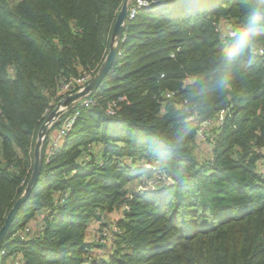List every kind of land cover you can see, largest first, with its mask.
<instances>
[{
  "label": "trees",
  "instance_id": "obj_1",
  "mask_svg": "<svg viewBox=\"0 0 264 264\" xmlns=\"http://www.w3.org/2000/svg\"><path fill=\"white\" fill-rule=\"evenodd\" d=\"M146 1L95 104L60 116L77 111L47 159L43 140L0 264H264V0ZM122 2L0 0V227L61 85L98 70ZM156 173V189L128 188ZM115 210L113 251L88 260L89 224Z\"/></svg>",
  "mask_w": 264,
  "mask_h": 264
},
{
  "label": "water",
  "instance_id": "obj_2",
  "mask_svg": "<svg viewBox=\"0 0 264 264\" xmlns=\"http://www.w3.org/2000/svg\"><path fill=\"white\" fill-rule=\"evenodd\" d=\"M128 17V0H123L121 7L119 11L116 14L111 33H110V40H109V49L108 52L102 61L100 67L98 70L94 73V75L89 79V81L83 86L81 90L72 92L70 94H66L65 96L61 97L55 106L50 110V112L47 114L46 118L42 122V124L39 127L36 141L33 148V166L32 170L29 176V179L25 185L24 191L18 198L15 200L12 207L8 210L7 215L5 217L4 223L0 227V243L4 237V235L7 232V229L9 228L12 219L15 215V213L18 210V207L23 202V200L26 198L28 193L31 191L32 187L35 185L39 168H40V147L43 142L44 135L46 133L48 124L54 119V117L60 113L59 109L62 108H68L74 104L76 100L79 98L92 93L96 90V88L99 86L101 81L106 76L113 59L118 51L119 43H120V37L122 34L123 24L125 20ZM122 192L124 189L121 190Z\"/></svg>",
  "mask_w": 264,
  "mask_h": 264
},
{
  "label": "built area",
  "instance_id": "obj_3",
  "mask_svg": "<svg viewBox=\"0 0 264 264\" xmlns=\"http://www.w3.org/2000/svg\"><path fill=\"white\" fill-rule=\"evenodd\" d=\"M148 5V2L146 0H134V3H132V5L130 6V8H128V17L130 18L132 17L137 8L142 7V6H146ZM229 35H233L232 32L229 33ZM90 76L85 74L82 76H79L77 78H73V79H69L67 81H64V83L61 85V88L59 90V93L62 94V97L65 96L66 94H70L72 92L81 90L83 88V86L89 81ZM76 85H78L76 87ZM76 88V89H74ZM76 102H79L80 105L83 106H90L95 104V101L92 97H88V94L79 98L78 100H76L74 102V104ZM67 110V108H62V110L60 111V113L58 114L57 117H60L65 111ZM109 112H111L110 109H108ZM77 114V111L72 113V114H68L67 116H65L61 121H59V124L57 126L56 132L53 134L51 133V135H49V142L46 150H45V156L46 159L53 153L55 152L60 145L63 142L64 136L65 134L70 130V128L72 127V124L74 122L75 116ZM55 118V117H54ZM46 135H44L43 140L45 139ZM142 165H146L147 167H150V165L148 163H144V161H141ZM158 176V177H156ZM160 179H162V181H167L168 178L164 177V176H160L159 174H155L154 177L152 179L146 180V182L143 185H139V187L135 190L142 192L144 190H153L156 189L161 183H160ZM26 231L29 229H25ZM22 236V234L20 233V237ZM4 251H2L3 253Z\"/></svg>",
  "mask_w": 264,
  "mask_h": 264
},
{
  "label": "rangeland",
  "instance_id": "obj_4",
  "mask_svg": "<svg viewBox=\"0 0 264 264\" xmlns=\"http://www.w3.org/2000/svg\"><path fill=\"white\" fill-rule=\"evenodd\" d=\"M130 3H134V0H128V6ZM223 28V26H222ZM60 111L62 109H59ZM58 114L55 116V118L48 124V127H47V130H46V133L45 135H47V133H53V129H57V126L59 124L54 126L55 122H57L60 117H57ZM203 136V135H201ZM204 137V136H203ZM205 138V137H204ZM202 142H199V144H202L203 143V139H201ZM205 143V141H204ZM205 145V144H203ZM196 153H199L200 155L204 156V157H207L209 155V152H208V149L207 148H203L201 146V148H198ZM264 166V164H263ZM158 174V173H156ZM158 177V176H156ZM137 184L136 185H133V183H128V188L130 190H132V188H135L136 189L139 187V185H143L146 181L145 179L143 178H138L136 180ZM161 182H165V181H162V179H160V183ZM120 211L119 210H115L109 214H107L105 217L102 216L101 220H93L90 224H89V227H88V231L86 233V238L89 239V240H93V243L97 244L98 247L96 248H92L91 251L88 252V255H89V258L88 260L90 259H95V260H99L102 256L104 255H107L109 253H111L114 249V237H115V230H116V225L114 224L117 220L120 219ZM39 224H37L36 226V223H37V220H35L32 223H28L26 225V228L29 229L30 226H33L34 228L36 229H41V223L40 221H38ZM86 263V262H85Z\"/></svg>",
  "mask_w": 264,
  "mask_h": 264
},
{
  "label": "crops",
  "instance_id": "obj_5",
  "mask_svg": "<svg viewBox=\"0 0 264 264\" xmlns=\"http://www.w3.org/2000/svg\"><path fill=\"white\" fill-rule=\"evenodd\" d=\"M54 131H53V134L56 132V129H53ZM52 132V131H51ZM51 132L49 133V135H51ZM48 135V136H49ZM50 137H48V139H49ZM47 142H49V140H47ZM47 145H48V143H47ZM47 147V146H46Z\"/></svg>",
  "mask_w": 264,
  "mask_h": 264
}]
</instances>
